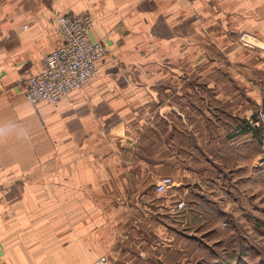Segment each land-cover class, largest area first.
I'll return each mask as SVG.
<instances>
[{
  "label": "crops",
  "instance_id": "crops-1",
  "mask_svg": "<svg viewBox=\"0 0 264 264\" xmlns=\"http://www.w3.org/2000/svg\"><path fill=\"white\" fill-rule=\"evenodd\" d=\"M60 15H89L107 54L28 102ZM245 36L264 44V0H0V264H145L159 214L263 199L264 47Z\"/></svg>",
  "mask_w": 264,
  "mask_h": 264
},
{
  "label": "rangeland",
  "instance_id": "rangeland-1",
  "mask_svg": "<svg viewBox=\"0 0 264 264\" xmlns=\"http://www.w3.org/2000/svg\"><path fill=\"white\" fill-rule=\"evenodd\" d=\"M205 206L197 208L199 213L188 212L182 228L179 217L159 214L158 231L150 233L157 239L151 255H143L148 257L145 264H264V197L234 206L216 202Z\"/></svg>",
  "mask_w": 264,
  "mask_h": 264
},
{
  "label": "built area",
  "instance_id": "built-area-1",
  "mask_svg": "<svg viewBox=\"0 0 264 264\" xmlns=\"http://www.w3.org/2000/svg\"><path fill=\"white\" fill-rule=\"evenodd\" d=\"M93 20L89 15H60L57 19L56 33L61 44L47 53L42 60V68L35 75L20 81L24 98L31 103L45 101L55 104L72 91L82 89L100 70L98 61L105 57L107 49L101 41L90 37ZM261 129L262 157L264 158V108L257 113ZM172 185L168 177H161L154 185L157 194L165 192ZM184 208L182 201L175 203V209ZM105 256L92 264H107Z\"/></svg>",
  "mask_w": 264,
  "mask_h": 264
},
{
  "label": "clouds",
  "instance_id": "clouds-1",
  "mask_svg": "<svg viewBox=\"0 0 264 264\" xmlns=\"http://www.w3.org/2000/svg\"><path fill=\"white\" fill-rule=\"evenodd\" d=\"M9 135V129L7 126L0 125V143H2Z\"/></svg>",
  "mask_w": 264,
  "mask_h": 264
},
{
  "label": "bare ground",
  "instance_id": "bare-ground-1",
  "mask_svg": "<svg viewBox=\"0 0 264 264\" xmlns=\"http://www.w3.org/2000/svg\"><path fill=\"white\" fill-rule=\"evenodd\" d=\"M243 40L245 41V42H247V43H249V42H251L253 45H255V46H260V47H263V45L261 44V43H259V42H256L255 44L253 43V41H252V39H250V37H243Z\"/></svg>",
  "mask_w": 264,
  "mask_h": 264
}]
</instances>
